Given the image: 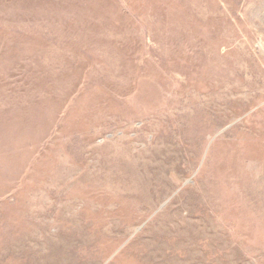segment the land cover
<instances>
[{"label":"rangeland","instance_id":"rangeland-1","mask_svg":"<svg viewBox=\"0 0 264 264\" xmlns=\"http://www.w3.org/2000/svg\"><path fill=\"white\" fill-rule=\"evenodd\" d=\"M0 264H264V0H0Z\"/></svg>","mask_w":264,"mask_h":264}]
</instances>
